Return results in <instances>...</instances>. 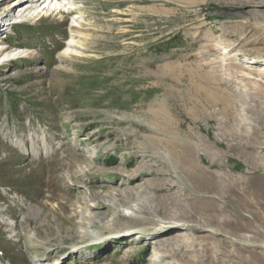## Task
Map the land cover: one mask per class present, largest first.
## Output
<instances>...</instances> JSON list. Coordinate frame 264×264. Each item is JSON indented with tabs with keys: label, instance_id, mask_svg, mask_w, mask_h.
I'll list each match as a JSON object with an SVG mask.
<instances>
[{
	"label": "rangeland",
	"instance_id": "obj_1",
	"mask_svg": "<svg viewBox=\"0 0 264 264\" xmlns=\"http://www.w3.org/2000/svg\"><path fill=\"white\" fill-rule=\"evenodd\" d=\"M40 1L0 0V264H264V0Z\"/></svg>",
	"mask_w": 264,
	"mask_h": 264
},
{
	"label": "bare ground",
	"instance_id": "obj_2",
	"mask_svg": "<svg viewBox=\"0 0 264 264\" xmlns=\"http://www.w3.org/2000/svg\"><path fill=\"white\" fill-rule=\"evenodd\" d=\"M42 1V0H41ZM40 1V2H41ZM256 6H260V5H263L264 3L263 2H257V3H254ZM23 5V4H22ZM256 43V42H255ZM258 43V42H257ZM67 51V49L65 50V52ZM64 54V53H63ZM243 55H251V56H253V57H255L254 59H256L257 60V62H259V63H261L263 66H264V45H262V44H254V45H250V46H248L246 49H245V52H243ZM253 59V60H254ZM255 60V61H256ZM246 68H242V67H238V68H236V71H239V70H245ZM247 70V69H246ZM247 71H249V74H253L252 73V71H250V70H247ZM257 73V75L258 76H260V77H264V70H261V71H258V72H256ZM244 77V76H243ZM230 80H231V78H230ZM248 90H245V92L244 93H242V96H245V97H247L248 96ZM204 103L203 104H205V103H216V104H220L219 102H220V100H216V99H213V98H208V99H205L204 101H203ZM226 102H229L230 104H225V102H223L222 104H223V106H225V109L223 108V109H221L220 110V113L221 114H226V110L228 109V107H232L233 106V103L232 102H230V100H226ZM199 106V105H198ZM224 135L225 134H223V132H218L215 136H214V138H215V140L216 141H220V139L222 138V139H224ZM10 143L13 145V147H15V148H23V146H22V144L20 143V141H18V140H11L10 141ZM179 144H181V143H179ZM180 146H183V149H185V150H187V148H192V151L194 152V151H196V152H198V153H200V151L202 150V149H197V148H195V147H197V146H199V145H191V147H190V144H184V143H182ZM173 147H175V146H173ZM36 148V150H34V151H36V155H38L39 156V154H43L44 156H47L52 150L50 149V150H44V149H42L43 147H35ZM208 150H202V153H200L201 155H205V156H209L210 155V153H208L207 152ZM33 153V152H32ZM195 153V152H194ZM198 153H195V154H198ZM226 187V186H225ZM222 191H226V189L225 188H222ZM221 191V192H222ZM134 212H135V216H136V214L137 213H141L142 212V208H138V209H136V210H134ZM102 217H101V215L99 216V220L101 219ZM130 218H132V219H134V217L132 216V217H130ZM98 220V219H97ZM200 221H204V218L202 217L201 218V220ZM102 222L100 221L99 223L97 222V224H101ZM176 223V222H175ZM175 223H173V224H175ZM162 226H157V227H153V228H150L151 230L152 229H155V231L156 232H158V233H164V232H167V231H164L163 229V227L161 228ZM171 228H169V229H173V228H177V227H181V228H185L186 227V225H184L183 223H180V225L179 226H176V225H174V226H170ZM199 228L200 229H204V228H206V227H203V226H199ZM199 229V230H200ZM207 230H209L210 231V233L211 234H217V232L213 229H208V228H206ZM201 231V230H200ZM90 232H86V234H89ZM175 241V240H174ZM172 239H169V238H165V239H163V240H161V242H160V244H162V243H164L165 245L167 244V242L168 243H173L174 242ZM173 245H175V249L176 250H180V249H182V248H180L179 246L180 245H178L177 243H173ZM183 248H186V247H183ZM44 264H49V263H47V262H44ZM51 264H55V263H51Z\"/></svg>",
	"mask_w": 264,
	"mask_h": 264
}]
</instances>
